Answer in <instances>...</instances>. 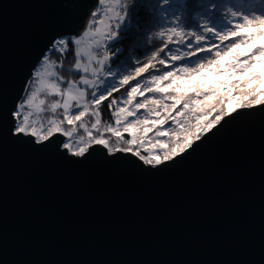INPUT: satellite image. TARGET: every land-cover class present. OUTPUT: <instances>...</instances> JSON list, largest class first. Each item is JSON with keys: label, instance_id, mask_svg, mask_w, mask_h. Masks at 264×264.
Returning a JSON list of instances; mask_svg holds the SVG:
<instances>
[{"label": "water", "instance_id": "water-1", "mask_svg": "<svg viewBox=\"0 0 264 264\" xmlns=\"http://www.w3.org/2000/svg\"><path fill=\"white\" fill-rule=\"evenodd\" d=\"M97 7L0 0V264H264L259 109L227 117L159 168L100 146L78 158L12 135L10 113L38 59Z\"/></svg>", "mask_w": 264, "mask_h": 264}, {"label": "snow or ice", "instance_id": "snow-or-ice-1", "mask_svg": "<svg viewBox=\"0 0 264 264\" xmlns=\"http://www.w3.org/2000/svg\"><path fill=\"white\" fill-rule=\"evenodd\" d=\"M185 21H192L190 29ZM121 31L135 47L143 46L142 32L160 43L117 73L109 65L123 54L116 47ZM70 50L75 80L57 71L63 60L52 59ZM23 91L10 113L20 140L30 137L78 158L100 146L109 155L135 157L140 166L176 162L227 117L264 112V0H98L81 32L52 38ZM48 97L57 99L48 103ZM105 102L113 118L107 124ZM46 112L52 115L45 118ZM57 134L67 140L52 141Z\"/></svg>", "mask_w": 264, "mask_h": 264}, {"label": "trees", "instance_id": "trees-1", "mask_svg": "<svg viewBox=\"0 0 264 264\" xmlns=\"http://www.w3.org/2000/svg\"><path fill=\"white\" fill-rule=\"evenodd\" d=\"M97 9V8H96ZM141 19L144 18V13L141 11L140 13ZM186 27L189 29L192 26V21H185ZM158 27V25H157ZM156 28H153L152 31H155ZM150 33L148 32H142L141 33V38L143 40V46L142 47H135L133 45V39L131 36L126 35L125 32L121 31L120 37L121 41L116 44V47H119L123 49V54H121L118 58H113L111 64L109 67L111 70H116L117 73H122L125 72L126 69V64L129 60H135V59H140L144 60L147 56L151 54V51L160 43L159 40L153 39L151 42L148 41V36ZM179 47V46H175ZM181 50H186V49H181ZM203 55V54H202ZM60 60H63V67L67 70V79H78V75L74 71H70V66L74 64L75 62V56L73 55V52L70 50L66 57H60ZM195 59V58H193ZM182 63V62H178ZM26 92H24V95ZM117 98L122 97V90L120 92H117L114 94ZM91 98V97H89ZM101 113H102V123L107 124L111 123L113 118L110 116V110L107 107V102L104 103V105L101 107ZM58 118L61 116L60 114L56 115ZM62 117V116H61ZM91 122H89L90 125ZM64 140H67L66 137H64Z\"/></svg>", "mask_w": 264, "mask_h": 264}, {"label": "rangeland", "instance_id": "rangeland-1", "mask_svg": "<svg viewBox=\"0 0 264 264\" xmlns=\"http://www.w3.org/2000/svg\"><path fill=\"white\" fill-rule=\"evenodd\" d=\"M97 8H98V7H97ZM99 54H100V53L98 52V55H99ZM52 59H53V60H60L59 55H53V56H52ZM75 59H76V57H75ZM74 63H75V62H74ZM57 71L59 72L60 75L64 76L65 78H66V76L68 75V74H67V70H66L64 67H63L62 69L58 68ZM112 71L116 72V70H112ZM66 79H67V78H66ZM70 80H75V79H70ZM29 87H31V86H29ZM121 90H122V96H123V95L125 94V92H126V89H121ZM25 94H27V93H25ZM53 99H57V98H56V97H48V98H47V102L50 103ZM60 111H61V110H58L56 115L60 114ZM44 115H45V118H47V117H50L52 114L46 112ZM56 118H58V117L56 116ZM59 118H62V117L60 116ZM86 122L89 123V122H91V121H90V120H87ZM89 126H90V125H89ZM65 127L67 128L68 126L65 125ZM79 135H83V130H78L77 137H78ZM125 135H126V138H127V134H125Z\"/></svg>", "mask_w": 264, "mask_h": 264}]
</instances>
